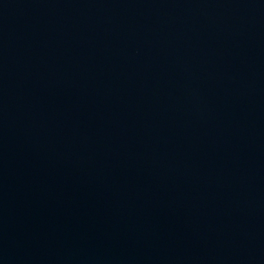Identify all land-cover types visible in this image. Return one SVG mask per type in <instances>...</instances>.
I'll return each instance as SVG.
<instances>
[{
  "label": "water",
  "instance_id": "obj_1",
  "mask_svg": "<svg viewBox=\"0 0 264 264\" xmlns=\"http://www.w3.org/2000/svg\"><path fill=\"white\" fill-rule=\"evenodd\" d=\"M0 264H264V0H0Z\"/></svg>",
  "mask_w": 264,
  "mask_h": 264
}]
</instances>
